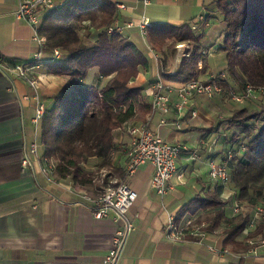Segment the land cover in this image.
Masks as SVG:
<instances>
[{
	"label": "crops",
	"instance_id": "1",
	"mask_svg": "<svg viewBox=\"0 0 264 264\" xmlns=\"http://www.w3.org/2000/svg\"><path fill=\"white\" fill-rule=\"evenodd\" d=\"M21 1L0 0V56L10 61L29 62L38 51V45L33 40V27L16 15ZM118 2L124 5L119 8L123 34L145 53L150 62L149 68L141 70L130 83L132 87L142 88L147 101H151L158 80L172 83L165 76L180 69L184 56L177 50L175 58L164 68L161 55L153 50L138 26L142 19H149L153 26L187 24L197 36H202L203 56L198 61V68L201 60L207 69L200 76L201 80L209 81L227 69V56L222 49L227 25L217 0ZM179 44H183L185 51L191 48L189 43ZM37 77L40 85L34 89L25 79L0 70V264H105L113 236L125 223L123 218L117 217L112 210L109 215L96 218L90 205L82 202L76 193L82 188L73 186L70 181L59 180L57 175L47 177L35 173L32 167L22 166L28 146L35 140V135L38 139L40 136L41 123L33 122L36 95L47 105L65 82L64 76L47 73L44 68L38 70ZM173 85L179 86V83ZM230 86L234 89H223L213 97L197 95V104L191 107L197 110L196 116L190 110L186 115H180L173 107L164 116L166 124L160 123L161 115L151 121L150 127L156 134L172 143L184 144L191 151L183 153L178 160L177 174L183 173V179L179 180L175 175L173 189L164 195L151 187L154 168L149 163L128 178L138 192V199L127 214L135 227L124 242L117 264H264V255H243L226 245L225 237L221 235L222 227L209 233L204 243L195 239L176 242L166 237L167 224L172 217L181 221L189 215L199 219L213 215L211 210L199 209L177 218L183 205L195 196H205L207 191L216 189L210 180L209 163L212 159L224 160L232 146L229 140L235 137L234 134L239 135L238 129L220 125L221 120L237 108L253 107L250 100L235 102L232 92L242 94L244 90L233 81ZM171 98L177 100L175 94ZM144 120L140 117L114 131V142L119 148L114 154L115 164L125 166L126 153L134 140L130 129ZM178 121L181 127L175 125ZM192 152L198 155L197 159L191 158ZM41 153H44L43 149ZM97 162L92 159L90 163ZM232 186L230 183L223 192L219 189L220 197L229 201L226 210L229 215H233L235 201ZM247 212L252 213V210ZM210 245L231 251L218 254L209 248Z\"/></svg>",
	"mask_w": 264,
	"mask_h": 264
},
{
	"label": "trees",
	"instance_id": "2",
	"mask_svg": "<svg viewBox=\"0 0 264 264\" xmlns=\"http://www.w3.org/2000/svg\"><path fill=\"white\" fill-rule=\"evenodd\" d=\"M118 4V0H64L58 9L41 13L40 33L47 38L42 68L65 77L46 105L40 124L41 149L58 161L59 180L93 192L102 186L97 176L103 169L108 173L102 184L114 176L127 179L125 167L113 160L119 150L114 131L140 117L145 122L152 112L142 88L130 84L141 70L149 68L148 57L123 33L109 32L121 18ZM217 7L227 25L222 49L228 78H220V72L210 80L218 79L226 91L234 89L233 81L244 90L242 94L248 84L256 90L264 88V0H217ZM201 37L187 24L160 23L147 30L146 38L161 55L164 68L175 58L179 43L191 45L180 69L165 76L179 83L176 87L201 80L206 72L205 63L198 68L203 56ZM56 49L59 58H54ZM92 74L96 81L90 80ZM245 100L252 101L254 108H237L219 124L239 130L229 140L232 146L227 151L232 152L227 162L232 189L243 203L256 206L264 202V99L246 95ZM92 159L98 162L90 163ZM215 188L183 205L177 218L199 209L211 210L210 220L200 218L208 222L209 233L222 227L225 244L234 251H245L248 238L264 235V214L250 228L253 213L227 214L229 201L220 197L227 188Z\"/></svg>",
	"mask_w": 264,
	"mask_h": 264
},
{
	"label": "built area",
	"instance_id": "3",
	"mask_svg": "<svg viewBox=\"0 0 264 264\" xmlns=\"http://www.w3.org/2000/svg\"><path fill=\"white\" fill-rule=\"evenodd\" d=\"M64 0H22L16 12L18 18L26 20L34 30L33 40L38 45V51L29 62H15L7 60L0 56V70L7 74H15L16 76L25 79L28 84L37 89L40 85V80L37 77L38 70H40L43 61L44 48L47 44V38L40 33L41 13L44 10H56L63 3ZM147 4L151 0H140ZM122 9L123 4H118ZM129 27L132 24H127ZM138 26L141 32L146 36L149 28L153 27V23L149 19H142ZM123 33L124 27L119 20L109 28V32ZM183 44H178V54L183 56L189 55L188 51L183 50ZM61 53L58 49L54 51V58H59ZM203 61L200 60V67ZM220 78H228V73L223 71ZM223 88L218 79L209 81H192L186 85L176 87L171 83L160 79L154 86V91L151 93L152 112L148 115L147 121L131 127L130 132L134 137L132 146L126 153L125 170L127 179L111 178L107 184L93 191L85 189L78 190L76 193L82 202L90 205L93 214L96 218H103L109 215L110 211H115L117 217L123 218L124 225L121 226L113 236V244L105 258V264H117L124 242L129 232L135 227L134 222L128 218V212L138 199V192L128 182V178L134 176L138 169L145 164H151L154 168V173L151 179V187L159 194L164 195L170 189H173L172 178L176 177L182 180L183 173L177 174L178 160L185 152L191 151L190 148L181 143H172L165 140L160 135L156 134L150 127V123L157 115H161L160 123L166 124L167 120L164 117L174 107L180 115H186L187 111H192V115H197V110H192L191 107L195 102L197 95H205L213 97L216 94L222 93ZM175 94L177 100L173 101L172 96ZM246 95H255L257 98H264V88L256 90L250 84L246 86L245 94H238L232 92V97L235 102H243ZM37 107L33 122L38 125L45 114L46 104L36 95ZM196 108V107H195ZM181 127L178 121L175 124ZM232 157V152L229 151L226 158L222 161L212 159L210 165V180L214 184L229 186L231 183V176L227 162ZM191 158L197 159L198 155L195 152L191 153ZM58 161L41 153V144L38 136L35 135V140L30 143L27 149V154L23 157L22 166L32 167L35 173H40L47 177H53L57 172ZM102 178L100 182L102 183ZM97 180V178H96ZM73 185V184H72ZM74 186V185H73ZM235 201L232 204L233 214L247 212L252 210L254 219L250 222L249 227H255L256 219L264 214V202L253 206L249 203H243L236 191L234 190ZM209 234L208 222L200 220L195 215H189L181 221H177L172 217L166 228V237L172 241L184 242L188 239H195L199 243H204ZM246 243L249 245L248 249L241 251L243 255L263 256L264 255V235L248 238ZM209 248L218 254L230 253L228 248H217L210 245Z\"/></svg>",
	"mask_w": 264,
	"mask_h": 264
},
{
	"label": "rangeland",
	"instance_id": "4",
	"mask_svg": "<svg viewBox=\"0 0 264 264\" xmlns=\"http://www.w3.org/2000/svg\"><path fill=\"white\" fill-rule=\"evenodd\" d=\"M41 68H42V66H41ZM41 68H40V69H41ZM92 77H93V78H92ZM94 79H95V78H94V74H92V76H91V79H90V80H92V81H93ZM96 80H97V79H95L94 81H96ZM105 81H106V80H103V84L105 83ZM101 83H102V81H101ZM107 173H108V171H107V170H105V169H103V170H101V171H100L98 174H100V177H101V176H102V174L106 175ZM105 177H106V176H103V178H105ZM101 178H102V177H101ZM111 178L113 179V178H119V177H115V176H114V177H111ZM111 178H110V179H111ZM99 184H102V183H101V182H99ZM211 217H212V215H211V214H207V215H206L204 218H205V219H207V220H210V218H211Z\"/></svg>",
	"mask_w": 264,
	"mask_h": 264
}]
</instances>
